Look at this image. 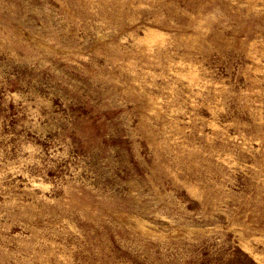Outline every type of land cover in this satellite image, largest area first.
I'll use <instances>...</instances> for the list:
<instances>
[{
  "label": "rangeland",
  "instance_id": "obj_1",
  "mask_svg": "<svg viewBox=\"0 0 264 264\" xmlns=\"http://www.w3.org/2000/svg\"><path fill=\"white\" fill-rule=\"evenodd\" d=\"M0 264H264V0H0Z\"/></svg>",
  "mask_w": 264,
  "mask_h": 264
}]
</instances>
